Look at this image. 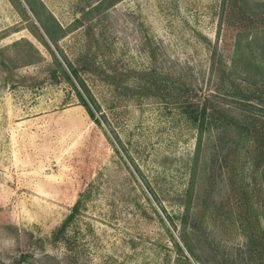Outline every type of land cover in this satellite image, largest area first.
Instances as JSON below:
<instances>
[{
	"label": "rangeland",
	"instance_id": "1",
	"mask_svg": "<svg viewBox=\"0 0 264 264\" xmlns=\"http://www.w3.org/2000/svg\"><path fill=\"white\" fill-rule=\"evenodd\" d=\"M263 2L34 0L62 27L46 46L27 3L0 0V264H264V84L225 74ZM187 98L212 109L196 164ZM193 170L191 254L168 215Z\"/></svg>",
	"mask_w": 264,
	"mask_h": 264
},
{
	"label": "trees",
	"instance_id": "2",
	"mask_svg": "<svg viewBox=\"0 0 264 264\" xmlns=\"http://www.w3.org/2000/svg\"><path fill=\"white\" fill-rule=\"evenodd\" d=\"M14 2H19L22 4V0H13ZM29 6L30 10L33 14L38 18L41 23V27L44 30V35L40 33V40L46 45L49 46V43L45 36L49 38L51 42L58 46L59 40L62 37L60 31L62 30L61 25L58 21L55 20H43L40 15V11L37 7V4L34 3V0H24ZM264 2L262 3V5ZM53 18V16H51ZM217 55L218 49L214 48L212 53V61H211V69L214 71V66L217 63ZM71 67L73 75L77 78L80 87L82 90L78 88V86L72 80L70 74L64 70L68 80L74 86L76 90V94L80 99L81 104L86 108L90 117L101 124L99 117L97 116V112L101 111V107L96 101V98L90 91V88L86 84V81L80 76L78 70L74 67L71 61L68 62ZM61 64V62H60ZM226 76L232 80H239L243 84H248L252 86H259L260 84H264V27L250 31V33H239L235 41V48L233 55L231 57L228 71L225 73ZM247 105L251 107H255L253 104L247 102ZM183 112L191 119L193 123H195L198 127L199 138L196 144V156H195V164L200 155V149L202 148V136L205 130L208 129L210 125V115L211 108L204 101V103L198 101H192L190 98H187L182 107ZM106 119V117L104 116ZM196 177V171L193 170L192 173V181L186 192V202L182 209L177 214H169L168 217L176 228L181 227V238L184 242L185 247L191 252H194L192 244L190 243L188 237L190 233H193V229L195 228V224H193V197H194V179ZM263 181H264V168H263ZM83 193H81V197ZM84 207V203L82 198H79L77 202L72 207L71 212L67 215L62 224L57 228L55 233L52 236V240L58 242L59 240L67 237L68 231L72 224L76 221L79 214ZM177 220L180 221V226L178 225ZM178 249L180 252L184 253L183 247L177 243ZM28 255H22L18 262L26 261ZM49 256V255H48Z\"/></svg>",
	"mask_w": 264,
	"mask_h": 264
}]
</instances>
